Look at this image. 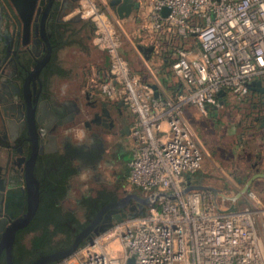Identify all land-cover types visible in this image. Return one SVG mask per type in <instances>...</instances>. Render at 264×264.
Masks as SVG:
<instances>
[{
	"label": "built area",
	"instance_id": "built-area-1",
	"mask_svg": "<svg viewBox=\"0 0 264 264\" xmlns=\"http://www.w3.org/2000/svg\"><path fill=\"white\" fill-rule=\"evenodd\" d=\"M87 1L79 13L95 23L107 61L87 85L123 102L134 116L127 177L145 193L148 210L115 222L55 264H264L253 209L226 206L221 190L190 189L186 181L203 161L188 107L206 114L228 96L252 99V106V97L260 96L264 139V93L249 88L253 81L264 86V0H129L138 5L139 17L146 14L138 28L146 32L141 39L152 48L149 56L169 60L180 79L175 97L155 92L153 82L134 71L109 25L110 0ZM262 156L258 175L264 177V147ZM245 194L261 204L249 187L232 198Z\"/></svg>",
	"mask_w": 264,
	"mask_h": 264
},
{
	"label": "flooded vegetation",
	"instance_id": "flooded-vegetation-1",
	"mask_svg": "<svg viewBox=\"0 0 264 264\" xmlns=\"http://www.w3.org/2000/svg\"><path fill=\"white\" fill-rule=\"evenodd\" d=\"M20 2L23 18L10 0H0V264H32L41 257L36 258V212L49 156L63 159L58 181L66 187L65 206L78 178L103 183V172L114 162L111 155L119 150L117 137L126 136L130 126L123 102L109 100L87 83L71 94L65 91L68 84L59 87V80L70 76L58 57L62 16L76 1L36 0L31 12L29 2ZM76 128L86 131L83 141L65 135ZM103 189L107 202L80 232L92 225L88 235L93 236L146 206L141 201L136 208L118 206L114 192Z\"/></svg>",
	"mask_w": 264,
	"mask_h": 264
},
{
	"label": "rangeland",
	"instance_id": "rangeland-1",
	"mask_svg": "<svg viewBox=\"0 0 264 264\" xmlns=\"http://www.w3.org/2000/svg\"><path fill=\"white\" fill-rule=\"evenodd\" d=\"M93 2L101 5L100 0H93ZM80 4L85 6L88 1H76L62 16L65 22L70 23L71 30L64 33V39L69 41V44H65L59 50L58 57L62 68L68 71L70 76L60 79L58 84L60 88L68 84L65 87L67 93H72L79 85L85 86L95 70L105 63L106 53L96 43L95 23L87 15L79 13ZM109 10L112 15L109 25L113 26L122 44L123 53L132 64L134 71L146 81L158 80L166 96L175 97L174 86H177L179 81L172 74L169 60L154 54L149 59H145L143 55L137 53L136 44L141 46L148 44L146 40H140L143 32L138 31V27L147 20L146 14L132 18V21L121 22L118 14L119 7L110 6ZM187 45L192 46V43L187 42ZM252 98L256 102L254 106H252V99L247 98L241 101L228 96L222 107L218 110L210 109L206 114L194 107H188L186 117L196 132L203 151L201 168L193 175L198 178V183L224 192L227 196L220 200L222 204L233 205L235 208L253 209L255 228L264 247V178L257 177V174L261 172L264 147V139L260 132L263 104H261L262 97ZM129 114L127 121L131 123L134 116L132 113ZM117 138L120 147H117L119 150L115 151L116 154L111 155L114 162L103 172V183L94 182L89 177L82 176L72 185L69 197L65 201V207L73 209L81 222L85 221V214L78 200L86 194L93 195L96 191L107 188L114 192L119 202L128 204L132 208L138 206L139 200L129 196L145 197V193L131 185L125 176L126 162L130 158L126 153L130 151L131 141L125 135ZM121 153H124L122 160L118 157ZM249 181L250 190L258 196L261 204L248 198L247 194L235 200L232 198L241 192ZM147 210L148 206H145L141 211H136L134 216L143 215ZM29 240V236L26 237L27 245Z\"/></svg>",
	"mask_w": 264,
	"mask_h": 264
},
{
	"label": "trees",
	"instance_id": "trees-1",
	"mask_svg": "<svg viewBox=\"0 0 264 264\" xmlns=\"http://www.w3.org/2000/svg\"><path fill=\"white\" fill-rule=\"evenodd\" d=\"M69 25L68 22L62 25L61 48L65 44H69V41L64 39V33L71 30ZM73 33H75L74 30ZM49 157L51 159L47 164L48 171L40 177L39 205L36 212V258L70 246L75 236L88 223V217L92 216L99 207L106 203L109 197L105 190H102L98 195L83 197L80 206L84 209L85 221L81 222L75 211L65 207L61 202L66 195L64 182L58 181V177L63 172L58 167L63 159L59 156ZM70 171L74 172V169L71 168ZM189 177L193 178L195 176L191 174ZM86 242L87 240H83L80 245ZM60 260L46 264H55Z\"/></svg>",
	"mask_w": 264,
	"mask_h": 264
},
{
	"label": "water",
	"instance_id": "water-1",
	"mask_svg": "<svg viewBox=\"0 0 264 264\" xmlns=\"http://www.w3.org/2000/svg\"><path fill=\"white\" fill-rule=\"evenodd\" d=\"M11 3L13 4L16 12L18 13V15L20 17L23 18V15L25 14L24 10H23V7L21 5V2L22 0H10ZM36 0H24V3L27 4V2H29V5H30V12L32 11V8H33V5L35 3ZM73 1H78V0H73ZM4 2L6 3V0H4ZM119 3H122L121 4V7L119 8L118 10V14L120 17H124V16H127L133 8H137L138 5L137 4H133L131 3L129 0H110L109 1V4L110 6H115L116 4H119ZM168 12V9H164L163 10V13L166 14ZM152 48H147L146 49V52H150ZM2 53V50L0 49V54ZM147 56V54H146ZM1 59V58H0ZM2 76H0L1 78ZM255 85H258L259 88L255 87ZM249 88L251 89H256L258 90L259 92H262L264 93V86L262 85V83L260 81H253L252 83L249 84ZM224 91H221L219 92V96L222 97L224 95ZM157 93H155L156 95ZM220 103H222V101H220ZM258 176V175H257ZM249 184H250V181L246 184V186L244 187L243 190H246L247 187H249ZM190 189L191 188H194V189H205V188H211V187H206V186H203V185H198V186H191L189 187ZM213 189V188H211ZM133 197H135L137 200L141 201V202H144L146 203V200L143 198H139L137 197L136 195H133ZM114 204H112L113 206ZM118 206H121L123 205L122 203H117ZM110 207V206H109ZM124 217L122 218H118L116 221H121ZM92 228V225L89 226L88 228H86L85 230H83L82 232H80L78 235L75 236V238L73 239L72 243L70 244V246H68L67 248H64V249H61V250H57L55 252H52V253H48V254H44V255H41V257H39L37 260H36V263H32V264H46V263H49V262H53V261H57V260H60V259H63V258H67L69 256H71L74 251L80 246L81 242L83 240H91L92 239V235H88L90 229ZM108 228L107 227H101L99 228L98 230H95V234L94 235H97L103 231H105L106 229Z\"/></svg>",
	"mask_w": 264,
	"mask_h": 264
},
{
	"label": "crops",
	"instance_id": "crops-1",
	"mask_svg": "<svg viewBox=\"0 0 264 264\" xmlns=\"http://www.w3.org/2000/svg\"><path fill=\"white\" fill-rule=\"evenodd\" d=\"M115 6H118V7H121V4H116ZM139 11V10H138ZM137 11V9H133L127 16H124V17H120L119 16V20L121 21V22H124L125 20H130V21H132L131 19L132 18H136V17H138V15H140L139 14V12ZM65 15V14H64ZM135 16V17H134ZM138 31H141L139 28H138ZM146 32H143L142 33V35H140V39H141V36H143L144 34H145ZM136 47H137V49H138V51H137V53L139 54H145V56H146V54H147V56H146V58H150V56H149V54H150V52H146V47L144 46V45H140V44H136ZM2 48H3V45L1 44V42H0V49L2 50ZM149 48V47H148ZM143 51V52H142ZM2 54V53H1ZM151 55V54H150ZM148 58V59H149ZM105 67H106V65H105V63H103V65L101 66V67H99L97 70H95V72H98V71H101V70H104L105 69ZM173 74V73H172ZM176 78H177V80L179 81V84H177V86H174V92L176 93L178 90H179V87H180V79L177 77V76H175ZM153 89L155 90V92H159L160 94H163V95H165L166 96V92H165V90H164V88H163V86H162V84H160V82L157 80V81H155V82H153ZM178 87V88H177ZM260 94H263L262 92H260ZM127 136V138L131 141V145H130V151L128 152V153H126V154H128L129 156H130V158H129V160L126 162V164H127V173H126V177L128 176V170H129V162H130V160H131V157H132V152H131V150H132V146H133V141H132V139L131 138H129V136H128V134L126 135ZM120 147V146H119ZM123 155H124V153H121L120 155H118V157H120V160H122V157H123ZM189 175H191V174H188V175H186V181L188 182V185H190V187L191 186H198V185H202V184H200V183H198V178L195 176V177H189ZM258 175V174H257ZM257 177H259V179H261V178H264V177H262V176H257ZM127 179H128V177H127ZM204 186V185H203Z\"/></svg>",
	"mask_w": 264,
	"mask_h": 264
},
{
	"label": "clouds",
	"instance_id": "clouds-1",
	"mask_svg": "<svg viewBox=\"0 0 264 264\" xmlns=\"http://www.w3.org/2000/svg\"><path fill=\"white\" fill-rule=\"evenodd\" d=\"M69 132L71 135V139L74 141H83L85 139L86 131L82 128L69 130L68 132L65 133V135H69Z\"/></svg>",
	"mask_w": 264,
	"mask_h": 264
}]
</instances>
